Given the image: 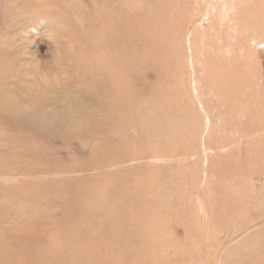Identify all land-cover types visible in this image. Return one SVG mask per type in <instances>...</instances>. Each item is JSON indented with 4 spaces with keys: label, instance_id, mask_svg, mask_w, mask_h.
<instances>
[{
    "label": "rangeland",
    "instance_id": "obj_1",
    "mask_svg": "<svg viewBox=\"0 0 264 264\" xmlns=\"http://www.w3.org/2000/svg\"><path fill=\"white\" fill-rule=\"evenodd\" d=\"M83 1H71L66 11L56 0H0L1 255H10L12 264H34L39 257L43 264H61V258L64 264H264V0H213V20L205 0L202 6L190 0L183 25L158 40L146 30L166 20L156 23L154 13L166 1ZM121 11L128 47L106 53L133 58L135 66L126 68L129 92L151 101L179 81L189 93L187 109L176 108L182 131L174 137L164 136L172 132L162 127L158 112H145L147 122L131 115L126 124L114 123L99 96L110 85L89 72L86 57H72L83 26L71 20L83 19L94 40L85 53L94 57L113 43L110 16ZM177 12L165 10L172 18ZM137 15L150 20L142 23ZM226 16L234 28L230 35L217 29ZM195 35L206 49L211 35L214 45L225 41L234 57H246L241 76L253 85L256 75L261 97L247 101L258 108L222 107L209 97L220 111L205 105L204 75L192 74L203 64L201 51L193 56ZM171 43L190 74L180 75L183 65L168 52L166 62L145 54ZM94 185L99 192L89 198L82 191L96 190ZM84 210L98 223L85 225L79 216ZM81 228L90 231L89 243L77 248L74 232Z\"/></svg>",
    "mask_w": 264,
    "mask_h": 264
},
{
    "label": "bare ground",
    "instance_id": "obj_2",
    "mask_svg": "<svg viewBox=\"0 0 264 264\" xmlns=\"http://www.w3.org/2000/svg\"><path fill=\"white\" fill-rule=\"evenodd\" d=\"M26 1V0H24ZM30 1V0H29ZM76 3V2H80L81 0H56V2H59L60 4L65 5V10L67 9L68 11H70L68 5L70 4V2ZM151 2H153L156 5H158L159 0H150ZM162 1H166L161 7L163 8L162 11L158 10V8L160 7H155L157 12H154L156 15V23L163 20L164 18H166V20L161 21L160 22V26L156 27L155 31H153V29H151V31L147 28L146 32H150L151 34H155L154 36H156V40H158L159 35H164L167 34L168 31H170L174 25H183V20L181 19L182 16V12L185 8H189L191 5L190 0H162ZM199 1L204 5V0H194L193 4L195 3V5H200L202 6ZM206 1V5L209 7V11L206 10L208 17L213 20L214 17H216L218 14L215 12L214 9H212V1L213 0H205ZM230 3H234L235 0H228ZM82 2H84L82 0ZM22 3V2H21ZM14 6V4H13ZM78 10H82L83 7L80 5H74ZM84 6V4H83ZM74 7V8H75ZM85 7V6H84ZM178 9V12L176 15L172 17H170V15L165 13V10H174V9ZM44 9V8H43ZM113 9V6H112ZM66 10V11H67ZM226 11V9H225ZM122 13H124L123 11H121L118 16H110L113 18V28L112 30H115L113 35L110 37L111 40H113V43H111L110 45L107 46H102L101 49H103V54H98L95 55L94 57L86 54V51H89V44L92 43L94 40L91 39L90 36H87L88 31H87V27L85 25V23L83 22V19L81 18L80 21L75 20V22L73 20H71V23H74L75 25L78 26V24H80V26H83V29L81 30V36L78 35L79 40H75L77 47L75 48L74 52H77V54H75L74 56H72L74 59H76V57H78L79 59H81V57H86L87 62L89 63L88 65L91 67L92 70H89V72L91 74H95V73H99L102 75L104 82L108 83L109 89L102 91V94H99L100 98H102V101H106L108 102V105L110 106V110L112 111V113L114 114V117L110 116V118L112 120H114V123L118 124V125H123L126 124L127 122V117L128 116H133V118H143L146 122L149 121V119L144 115L145 112H151V113H156L158 112L160 114V118H162L159 122L163 125L162 127L169 129L170 133L169 135H164L167 137H174L176 135V133L178 132L179 128H178V122H180V120H178L177 116L179 114V112L176 110L177 106L179 105L181 108L187 109V104L189 103L188 95L189 93L185 94L184 92H182L181 90V83L179 81L177 82H173L171 83L170 87H167V89L165 91H157L156 95H153V99L151 101H143V98L138 97L137 94H131L129 92L130 87H129V80L130 77L128 75V72H126V68L127 67H131V66H135V64H131V62L133 61V58L130 57L129 54L124 55L122 57H115L113 58L112 55H110V53H106V51L109 52H116L119 51L121 49H126L128 47V41L127 37H126V26L128 27V25L126 24V19L127 16L124 14L121 17H119V15H121ZM216 15V16H215ZM107 17L109 16V13L106 15ZM135 19L137 21L140 22H144L147 18L143 15H137L135 17ZM150 19H147V21H149ZM224 24L221 23L218 25L217 29L218 31L224 32V34L228 33L230 35V31L229 29H234L228 25L232 24V20H230L228 18V16H226ZM150 23V22H149ZM148 23V24H149ZM227 24V25H226ZM87 31V32H86ZM236 32V29L233 30ZM92 34V31H91ZM237 36V35H236ZM153 37V36H152ZM154 39V38H153ZM213 38L211 35H209L208 39H206L205 44L209 45V48H204L203 46H200L198 43H200V41L198 40V38L194 37V42H193V56L196 57L197 52L201 51V54L203 55L202 60H203V64L201 65L199 71L196 69V67H193L192 70V74L193 71L199 74L204 75V79H203V84L205 86V93L203 94L204 96L206 95L205 99H207L208 101V97L209 99H214L215 101L218 102L221 101L222 102V107L225 106L226 104H232L233 109H236L237 107H240L241 109L243 108H258L259 104L258 103H252L251 100L258 102L261 96H257V92H256V86L254 85L255 81H256V75L254 77H252V79H250V81L253 82V85H247L244 84L243 80H242V76L241 73L243 70H246L248 68L247 65H245L246 62V57L244 55H240V57H234L235 55L233 54V50H232V46H227L225 44V41H223V44H219V45H214L213 42ZM154 41V40H153ZM168 41V40H167ZM133 42V39H132ZM108 43V42H106ZM155 43V42H154ZM94 49L99 48L98 45L94 44L91 46ZM129 47H131V43L129 42ZM174 44L171 43V45H166V46H159V45H155V48H153L149 53H145L148 54V58L151 57L152 61L155 58H159L161 59V61H165L166 62V54L168 52V56H170V60H173V62L175 63H180L183 65L182 70L180 71V75L184 72L189 73V70L187 72V68H184L187 63L183 64L182 61L178 60V55H177V47L174 48ZM220 47V49H219ZM236 48V47H235ZM100 49V50H101ZM238 49V48H237ZM171 51L174 53V56H171ZM239 54L242 50L238 49ZM84 53V55H83ZM159 54V55H158ZM143 59H146V56L143 54V56H140ZM139 57V59H141ZM233 59L235 60V62H240V64H235V65H230V67L225 64H223L222 62L219 61H223V62H227L229 59ZM175 59V60H174ZM1 59H0V66L1 65ZM196 60H192V64L195 62ZM3 64V63H2ZM117 64H119V67L117 66ZM247 72V70L245 71ZM228 82H230L232 84V87L229 88L228 86ZM240 82V88L236 87L237 83ZM122 83V84H120ZM120 85L122 86V88L117 89V87H120ZM183 88V87H182ZM219 88L221 89V93L217 92L219 91ZM239 88V91L237 90ZM184 89V88H183ZM154 90V89H153ZM185 90V89H184ZM186 91V90H185ZM188 92V91H186ZM216 96V97H215ZM250 97H252V99L250 100V102L248 103L247 99ZM221 99V100H220ZM237 99H240V101L237 103ZM264 99V96H263ZM263 103V102H262ZM215 103L211 102L209 104L208 102H205V105L213 112H219L220 111V107H215L213 106ZM264 104V103H263ZM74 105L77 107V103L75 102ZM258 105V106H257ZM185 114H187L188 111H184ZM189 113V112H188ZM240 113H243V110L240 111ZM178 121V122H177ZM252 126H253V122H252ZM108 127V126H107ZM184 128V127H183ZM200 126L196 124L195 129H199ZM108 128H105L103 131H106ZM182 130H179V133ZM194 134L193 132H191V135ZM162 140V137L160 138ZM145 140L142 143V145H145ZM161 143V142H160ZM163 145V144H162ZM167 146H165L166 148ZM175 149V148H173ZM148 150V149H147ZM144 153V152H143ZM109 158H114L113 154H109L108 156ZM121 158V157H120ZM116 159V158H114ZM129 173V171L125 172V174L127 175ZM123 175H125L124 173H122ZM146 174L148 176H150L151 171H146ZM102 182L108 179V176H104L101 177ZM159 182L161 181V178L158 177ZM113 181L115 182V180L113 179ZM92 189H96V190H91L90 188H85L87 189L85 191V189H83V193L85 195H87L89 198H91V196L96 195L99 192V189L97 187V185L91 186ZM80 190V189H79ZM85 191V192H84ZM149 191V190H147ZM93 192V194H91ZM19 207V206H18ZM97 209V208H94ZM115 213L113 211H111V214ZM113 215V214H112ZM79 216H83L85 217V225H91L94 221H96L93 224L98 223V219H94V215L89 214V211L84 210L79 212ZM111 216V215H110ZM89 218V219H88ZM98 218V217H97ZM101 221V219H100ZM81 231L79 232V230H77L76 232H74V234L78 237L77 240V248L81 245V243H89V240H86L87 237H89V232L85 231V228H81ZM85 231V232H82ZM102 240L104 239V237L101 238ZM81 250V248H79ZM88 249V251H86ZM91 249V248H90ZM89 246L88 248L84 249L83 252H87L86 256L87 258H85L86 260L90 259L91 254L90 252ZM82 252V251H81ZM46 257H49L48 255ZM5 259V261L2 260ZM43 259H45V257H39V259L36 261V263L34 264H43ZM48 258H46L45 261H47ZM63 260V262H62ZM59 262L61 264H64L65 261L64 259H60ZM12 264V259L10 255H1L0 252V264ZM14 264V261H13ZM46 264V263H44Z\"/></svg>",
    "mask_w": 264,
    "mask_h": 264
}]
</instances>
